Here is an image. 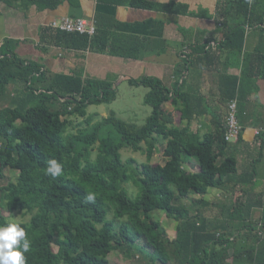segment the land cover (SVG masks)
Returning a JSON list of instances; mask_svg holds the SVG:
<instances>
[{
  "label": "trees",
  "instance_id": "16d2710c",
  "mask_svg": "<svg viewBox=\"0 0 264 264\" xmlns=\"http://www.w3.org/2000/svg\"><path fill=\"white\" fill-rule=\"evenodd\" d=\"M63 1L31 0L41 10L56 8ZM101 1L173 14L208 15L192 13L188 4L176 0ZM216 16L222 31L218 45L200 40L191 45L178 75L183 78L190 70L216 69L219 95L227 104L237 98L240 106L255 90L257 79L264 77V0H219ZM102 18L98 17L93 37L47 27L42 39L71 50L109 49L116 55L138 58L142 40L113 32L116 19L109 25ZM184 32L193 37L192 31ZM251 33L259 35V42L247 50ZM16 49L17 43L8 41L0 50V98L7 94L8 85L20 83L11 104L0 108V202L12 213L31 215L29 221L18 224L31 242L30 251L24 254L26 264H113L110 255L117 250L128 257L134 252L146 254L155 264H238L244 259L238 253L230 261L235 242L229 236L236 232L254 241L250 248L256 264H264V238L254 233L260 222L264 224V215L257 222L243 216L244 196L253 183L255 168L240 170L237 157L229 153L226 120L214 118L213 130L204 134L192 130V120L207 110L199 88L185 90L186 81H178L172 89L158 78L131 80L133 86L149 89L145 102L152 113L146 122L139 126L115 112L94 122L97 114H89V106L113 102L118 96L114 85L84 79L80 71L51 72L24 59ZM221 64L240 67L241 74L221 72ZM171 100L181 112L180 125L164 110ZM79 117L86 120L75 124ZM83 123L88 126L81 128ZM107 128L117 135L104 134ZM158 145L164 146V164L153 163ZM125 148L146 154V162L133 167L137 161L124 160ZM192 158L199 171L184 167ZM51 160L61 165L59 176L47 174ZM8 168L16 170L18 177L5 184ZM130 181L139 188L134 198L124 187ZM211 188L238 193L234 203L223 206L219 217L192 214L177 203ZM90 193L93 200L87 199ZM157 211L177 222L174 239L154 216ZM7 222L13 221L0 213V225Z\"/></svg>",
  "mask_w": 264,
  "mask_h": 264
},
{
  "label": "crops",
  "instance_id": "0c3cea01",
  "mask_svg": "<svg viewBox=\"0 0 264 264\" xmlns=\"http://www.w3.org/2000/svg\"><path fill=\"white\" fill-rule=\"evenodd\" d=\"M176 1L188 4L192 13L207 12L208 15L173 14L128 4H111L101 0H77L76 3L64 0L58 7L46 10L39 9L31 0H0V50L6 42L14 41L17 43V53L24 59L35 61L54 73L70 74L80 71L84 79L110 82L117 89L118 95L125 83L133 86L131 80L145 77L161 79L172 89L178 81L181 84L186 81L188 83L184 87L185 90L199 88L207 100V110L202 115L195 116L190 125L192 130L204 134L213 130L214 118L226 120L228 104L219 95V73L216 69L210 68L202 72L190 70L181 78L178 75V67L186 53L191 52V45H196L199 40L202 44L207 41L208 45L213 42L218 45L222 38L216 16L219 0ZM100 15L109 25H113V20L116 19L113 32L134 35L142 40L143 45L138 58L116 55L109 49L103 52L71 50L42 39L44 29L55 19L65 16L87 19L96 23L98 30ZM184 29L192 31L193 37H187ZM258 42L259 35L251 33L246 49L253 50ZM227 66L221 64L220 71L237 76L241 74L242 68ZM11 85L6 95L10 94L13 97L20 89V83L15 82ZM143 88L146 95L149 89ZM239 107L243 130L239 141L231 143L229 153L237 157L240 170L246 166L255 168L253 183L244 196L243 216L248 221L257 222L264 215V77L257 79L255 90ZM164 110L173 114L176 125L181 124V112L174 106L172 100L165 104ZM158 163H165L164 155ZM184 167L193 172L200 170L194 158L187 159ZM224 190L222 191L227 193L226 199L233 200L238 195L234 190L232 192ZM213 204L215 202L211 205ZM219 216L221 213L215 217ZM234 242L230 249L231 262L237 253L245 258L253 255L250 248L255 245L253 240L242 235Z\"/></svg>",
  "mask_w": 264,
  "mask_h": 264
},
{
  "label": "rangeland",
  "instance_id": "374dc122",
  "mask_svg": "<svg viewBox=\"0 0 264 264\" xmlns=\"http://www.w3.org/2000/svg\"><path fill=\"white\" fill-rule=\"evenodd\" d=\"M248 44V42H247ZM11 84L9 89L11 88ZM144 87V86H143ZM131 86L128 83H125L124 86L120 88V94L118 97L111 103H102L99 105H91L88 108L89 114H97L95 116L94 122L100 121L103 117L109 116L112 112L116 113V116L121 118L122 120L136 123L139 126L143 125L146 122L148 116L152 113V107L145 102V88ZM12 95H5L0 98V108L5 106H9L12 101ZM167 111V110H166ZM75 124L80 123L81 121H85V118H75ZM94 122L92 124H94ZM86 123L81 125V128L87 127ZM79 128V127H78ZM78 128L75 129L77 132ZM112 133L113 135H117L116 131L113 128H107L103 131L104 134ZM226 136V133H225ZM226 139V138H225ZM236 143V142H229ZM1 145V144H0ZM163 145H158L156 148V152L154 154L153 161H161L163 158ZM231 149H228L230 152ZM97 154V152H96ZM122 155L125 161L129 159H135L137 162L134 163L133 167H137L138 164L142 162H146L147 155L142 152H136L130 148H125L122 150ZM7 178L5 184L9 181H16L18 177V172L14 169H6ZM131 197H136L139 193V188L135 186L134 181H130L126 183L124 186ZM226 191V190H224ZM221 193V194H220ZM220 194V195H219ZM226 192H223L222 189L211 188L207 193L202 195H192L188 199H181L177 201L179 205L186 206L191 210L192 214L201 213L207 217H215L222 214V208L225 204L234 203L238 195L232 200L226 199ZM230 203H226V202ZM212 202L215 204L211 205ZM0 213L5 215L9 220L19 224L21 222H27L30 220V214H24L23 212H10L6 207L4 201L0 202ZM154 216L162 221L163 227L170 237V239H174L176 237V225L177 222L173 219H170L163 211H157L154 213ZM237 237L234 240L238 239L239 232L235 233ZM264 238V237H263ZM110 260L113 264H155L146 254L134 252L131 256H127L123 250H117L111 253ZM241 264H256L255 254L249 256L248 258L244 257Z\"/></svg>",
  "mask_w": 264,
  "mask_h": 264
},
{
  "label": "clouds",
  "instance_id": "9594fccd",
  "mask_svg": "<svg viewBox=\"0 0 264 264\" xmlns=\"http://www.w3.org/2000/svg\"><path fill=\"white\" fill-rule=\"evenodd\" d=\"M46 171L47 174L55 177L62 173V167L57 161L51 160L48 162ZM93 198L94 194L91 193L87 197L88 200H93ZM254 233L257 234L255 231ZM30 244L25 228L14 222L0 225V264H26L24 254L30 251Z\"/></svg>",
  "mask_w": 264,
  "mask_h": 264
},
{
  "label": "built area",
  "instance_id": "2783aa9c",
  "mask_svg": "<svg viewBox=\"0 0 264 264\" xmlns=\"http://www.w3.org/2000/svg\"><path fill=\"white\" fill-rule=\"evenodd\" d=\"M50 28L54 30H61L65 32H79L83 34H88L93 37L97 32V25L93 21H89L83 18H72L69 16L62 17L60 19H55L49 24ZM212 46H217V43H211ZM239 100L234 98L229 101L227 108V117H226V141L228 142H238L241 133L243 130V125L239 119ZM255 232L261 237H264V224L263 222L259 223L258 228ZM221 233H218L220 236ZM230 235L229 238L234 240L236 237Z\"/></svg>",
  "mask_w": 264,
  "mask_h": 264
}]
</instances>
